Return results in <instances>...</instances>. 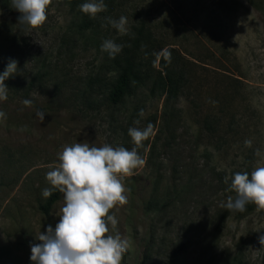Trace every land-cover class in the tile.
Instances as JSON below:
<instances>
[{
    "label": "rangeland",
    "instance_id": "374dc122",
    "mask_svg": "<svg viewBox=\"0 0 264 264\" xmlns=\"http://www.w3.org/2000/svg\"><path fill=\"white\" fill-rule=\"evenodd\" d=\"M84 2L50 0L45 22L31 28L18 22L11 0H0V71L10 59L17 63L14 89L0 101L5 264H34L30 246L55 226L64 203L58 192L42 208L45 173L74 143L136 147L144 160L122 181L126 202L108 213L128 242L121 264H140L149 244L156 264H264V211L252 203L243 214L223 207L236 195L232 174L264 166L255 155H264V0H104L95 17L80 11ZM121 16L127 34L105 19ZM139 34L153 55L166 48L179 55L185 81L166 121L163 97L148 85L115 107L102 97L81 102L91 76L111 78L101 43L124 46ZM36 74L42 85L28 88ZM149 123L151 134L137 147L128 129Z\"/></svg>",
    "mask_w": 264,
    "mask_h": 264
},
{
    "label": "clouds",
    "instance_id": "9594fccd",
    "mask_svg": "<svg viewBox=\"0 0 264 264\" xmlns=\"http://www.w3.org/2000/svg\"><path fill=\"white\" fill-rule=\"evenodd\" d=\"M12 8L20 15L18 22L31 28L42 25L46 20V8L50 0H11ZM80 11L95 17L105 11L104 0H86L79 6ZM108 24L120 34H127V19L105 18ZM101 50L109 58L118 54L122 45L111 39L104 40ZM158 56L170 58V51L162 49ZM17 63L10 59L0 71V101L7 98L8 86L5 81L15 73ZM25 104L30 101L25 100ZM45 112L37 110L36 115L44 120ZM4 113L0 112V116ZM140 115H143L142 110ZM149 123L143 130L129 128L128 135L139 147L151 134ZM250 141H245L250 146ZM255 155L264 159L259 150ZM144 160L136 147L131 150L123 146L101 147L87 143L65 146L58 154V163L45 173L49 187L42 189L43 198L53 191L63 194V206L59 210V220L55 226L48 225L36 239L39 243L30 246L29 260L34 264H121L128 242L121 238L116 229L117 219L108 214L117 204H124L126 197L122 181L143 166ZM229 188L235 198L228 197L223 207L228 211L244 212L252 203L258 211H264V166L249 172H236L229 178ZM264 246V233L258 236Z\"/></svg>",
    "mask_w": 264,
    "mask_h": 264
},
{
    "label": "trees",
    "instance_id": "16d2710c",
    "mask_svg": "<svg viewBox=\"0 0 264 264\" xmlns=\"http://www.w3.org/2000/svg\"><path fill=\"white\" fill-rule=\"evenodd\" d=\"M88 21L83 20L81 26L86 28L90 22ZM139 35L141 38L138 36L132 38L130 42L122 46L121 51L114 58H109L108 54H105L102 61L103 64L108 66L107 72L111 74V78L108 82H105L100 76H91L84 85L86 96L84 94L81 97V102L88 103L93 99L96 100L102 97L105 103L115 107L135 95L140 88L148 85L151 94L156 92L163 97L162 118L166 121L169 118L170 108L175 107L177 99L181 95V89L185 81L183 71L177 68L179 55L173 48H166L170 51L168 60H165L162 56L153 55L149 47V41L142 34ZM105 73L104 70V75ZM42 82V75L36 74L30 80L28 88L41 86ZM5 83L9 87V91L12 92L15 80L9 77ZM99 88L100 90H98ZM8 94L11 95L10 92H7ZM57 197L58 191H53L42 208L47 211ZM145 207L153 210L155 206L148 203ZM252 209L253 205L249 203L245 206L244 212L237 213L243 214ZM0 264H5V254L1 249ZM140 264H156L152 260L150 244L147 245Z\"/></svg>",
    "mask_w": 264,
    "mask_h": 264
}]
</instances>
